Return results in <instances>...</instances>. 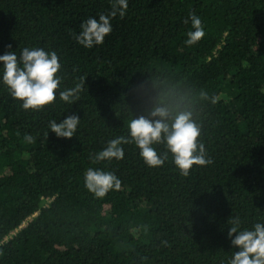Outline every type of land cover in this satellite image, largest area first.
<instances>
[{
  "label": "trees",
  "instance_id": "16d2710c",
  "mask_svg": "<svg viewBox=\"0 0 264 264\" xmlns=\"http://www.w3.org/2000/svg\"><path fill=\"white\" fill-rule=\"evenodd\" d=\"M115 3L0 0V56L55 51L60 91L84 81L72 104L57 92L24 110L0 64V264H229L228 220L264 224V0H127L102 44L77 43ZM191 14L205 35L188 45ZM157 107L191 112L210 165L183 176L169 153L150 168L134 142L121 160L95 159ZM71 115L74 136L56 137L50 121ZM89 168L113 172L120 190L96 197Z\"/></svg>",
  "mask_w": 264,
  "mask_h": 264
},
{
  "label": "clouds",
  "instance_id": "9594fccd",
  "mask_svg": "<svg viewBox=\"0 0 264 264\" xmlns=\"http://www.w3.org/2000/svg\"><path fill=\"white\" fill-rule=\"evenodd\" d=\"M127 7V0H116L109 14H100L98 20L89 18L83 22L80 34L76 36L77 43L85 48L102 44L112 31L111 19L117 14L123 17ZM189 19L194 31L187 33L186 44L193 45L204 37L205 32L198 16L191 14ZM0 64L3 65V84L8 87L13 99L22 103L24 110H42L55 102L57 92L61 101L72 104L84 86L83 81L74 88L60 91L61 79L57 74L61 65L55 51L26 47L19 56L16 52L0 56ZM150 116L152 118L141 115L131 119L128 124L129 138L121 136L111 140L95 159L121 160L124 156L122 145L134 142L143 162L150 168L162 167L169 153L183 176H187L193 166L204 167L212 163L207 157L204 144L199 140L201 125L192 119L191 112L182 111L173 116L166 107H157ZM79 122L78 116L71 115L61 123L50 121L49 128L56 137L71 139ZM25 139L34 142V137L26 135ZM160 144L167 149L163 155L154 147ZM84 183L86 189L98 198L104 197L109 191L120 190L122 185L113 172L92 168L87 169ZM228 222L232 225L228 231L229 238L235 234L231 244L239 249L233 253L229 264H264V224L256 223L253 230H240L241 221L238 216Z\"/></svg>",
  "mask_w": 264,
  "mask_h": 264
}]
</instances>
